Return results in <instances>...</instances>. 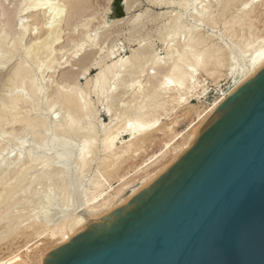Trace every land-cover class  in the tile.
<instances>
[{
	"label": "rangeland",
	"instance_id": "obj_1",
	"mask_svg": "<svg viewBox=\"0 0 264 264\" xmlns=\"http://www.w3.org/2000/svg\"><path fill=\"white\" fill-rule=\"evenodd\" d=\"M29 1L30 0H0V48H1L0 52H2L0 53V58H1L0 63L3 62V65L0 64L1 67L0 68V100L3 97L5 98L8 97V95L11 96L13 93L10 90L17 89L19 83H23V85H30L31 83L38 81L39 83H41V86L44 85L41 94L40 93L38 94L40 97L36 93L39 99L37 98V100H35L36 99L35 93L34 94L30 93L28 95V101L33 100L34 101L33 103L35 104L38 103V105H36L38 108L30 109L31 111L29 110V108H23L22 111L20 110V112L22 113H20L19 115L23 119L24 118L28 119L34 116L44 117L45 119L48 120L50 125H54L56 124L55 119L58 122L60 121V119L61 120L64 119L67 115L66 113L65 115L63 113V116L61 118H57L58 112L61 109V103H60L61 100L57 98L59 95L56 94L58 91H61L63 89V92H66L67 90L68 91L72 90L71 88L73 89L78 88L77 91L81 90V92L84 93L83 95L87 94L85 96H87L91 108L97 111L96 116L93 120L94 126L90 130L91 131L90 135L92 136L90 138H92V140L95 138L94 141L96 140L94 144L95 154L91 153L89 155L90 162L83 176L81 174L76 175V173H74L75 176L73 174L72 178L75 177L76 179L74 178V180L78 181V185H79L77 188L78 191L79 190L82 191L86 189L88 192L87 194L90 193L89 194L90 196L88 195V197L92 196L93 183L96 180L99 179L102 180V182L105 183L106 187H109L108 183H106V178H108L109 180L108 182L112 183L113 186L111 188L109 187L108 191L112 189V192H115L114 190H116V188L120 184V176L126 175L127 177H130L129 179H139L140 177L144 176L146 174L145 172L140 173L139 175L134 174L136 169H138L140 166L142 167V165L144 166V164H146V161L149 159V157L152 156L154 153L161 152L164 147V142L167 141L170 135H173L174 133H178V132H183L185 134L184 136L187 137L188 127L191 124V121L196 119V110H202L210 107L211 105H213V103L216 100H218L223 96L228 95V93H230L236 87H238V85L240 84L242 79L245 78V76L244 75H243L244 77L241 75L239 76L237 73L234 74L235 70L238 71L239 69L240 70L244 69L245 68L244 65L247 61V57L250 54V52H252L253 49L257 46L259 48V45L261 47L264 43L263 42L264 0L253 3V8H252L253 11L251 12V16H252L251 19L252 21H254V25L251 28L249 26L241 27L239 26V24H236L237 26L235 25L233 28L230 27V29L228 25L224 24V21L226 19H229L232 15L237 16L239 14L240 8L243 7L242 4L241 3L236 4V6H234L232 11L230 12V15L228 14L227 16H222L221 14H219V9L221 8L220 4L216 0H204L200 4V7L204 5L205 14L201 18L203 19L201 20L202 22L200 21L195 24V27H197V29L196 28L195 29L197 31L193 29L194 32L193 31L190 32L186 30V28H184L179 31V33L176 35V38H172V39H171V35L175 30L174 23L175 20H177L180 13L185 14L184 20L186 25L188 24L192 25L193 23L196 22L194 20V17L192 16V13L194 12V8L196 5L195 1L180 0L181 1L180 2L179 0H170V1L164 0L165 2L158 5L155 3L154 0H86V3L84 4L85 6L83 5L84 8L81 7L82 10L79 9L80 13L78 11L77 13L72 11L71 8H69L70 6L68 3L71 0H47L48 3L46 5L47 10L43 14L38 15L37 17L31 16V14H27L26 12H23V9L27 6ZM175 1L177 3H175ZM201 1L202 0H199V2ZM179 2L181 5L178 4ZM182 2L184 3L183 7H182ZM206 4H212V5H206ZM53 7H57V8L59 7L60 9L62 8L61 10H63L60 11V13L61 12L62 13L58 15L57 18L54 17L49 18V13L53 12L54 10ZM11 10L16 13L15 16L9 20L7 18L8 15L6 14L8 11ZM70 20L72 21L70 22ZM42 24L45 27L48 26V28L51 26L49 30L54 28L56 29L55 33H53L52 36L51 35L49 36V39H45L46 35L48 34L47 32L48 28H45L44 26L43 28ZM56 27L60 29H57ZM58 30H59V40L56 43L55 42L52 43L53 39L51 38L58 33ZM186 31H188V33ZM44 33L46 34L43 35ZM199 33L202 34L205 33L204 35L207 36V38L208 36L209 38L211 37L210 39L206 40L207 44H211L215 40L219 41L220 45L223 47L222 49L223 62L220 64H209L205 68L200 67L197 72V80L199 82V86L196 92L197 95H199V97L195 95L190 99L191 101L190 103L185 102V103H181L180 105H177L176 101L175 102L171 101L172 100L171 96L172 95L178 96L179 95L178 92L176 90L165 91L163 81H165V75L168 73L167 70L168 66L170 67L173 64V62L175 63V60L177 59L176 55L178 54V51H180V49L183 48L185 43H187L191 38L197 37ZM40 34H42L41 37L43 36V38L39 39ZM4 38L5 39L7 38L6 39L7 41ZM86 39H87V44L85 46L86 47L88 45L89 46L87 48H84L83 50H80L79 52L77 51L74 53V49H75L74 45H76V43L77 44L83 43L86 41ZM185 39L187 40L185 41ZM36 40L37 41L43 40V41L37 47V49H35V51L32 52V54L27 53L30 50L29 48L32 45V43L36 42ZM50 45L52 48L50 47ZM252 45L255 46L251 47ZM247 47L250 48L249 49L250 52L249 51L247 52ZM42 49H44L45 51ZM139 49H140L139 53L141 54L140 55L141 58H142V54L147 59H150V57L153 55L156 56L155 59L152 56L154 60L152 58L151 59L153 61L156 60L158 62H162L159 65L155 66L152 64L147 67L144 75L140 78V86L128 91V84L130 79H132L133 77H137V74L134 73L133 75H130L129 73H123L124 75L122 76L123 79L120 80V84H119L120 86L114 90L115 91L114 93H111L116 82V78H114L113 75L115 74V71H117L120 68V67H116L114 70L111 71L112 73L111 72L109 73L110 83L107 86L108 91L104 95H101L102 96L101 98L100 95L93 92L94 90L93 81L95 76H97V72L99 73L100 70V65H98V63L102 62V65H109L112 61L118 60L120 58H126L127 56L131 55L133 51H137ZM199 49H202V46L199 47L198 50ZM49 51L50 53H48ZM51 51H53V54L56 53L55 55L57 56L51 54ZM231 51L232 52L234 51L233 56L230 53ZM112 53H114V55ZM44 54L45 56L47 54L46 56L47 58L43 56ZM40 56L45 57V59H42ZM28 57L30 59H28ZM53 57L54 59H57L56 63L49 64L50 60H52ZM40 59H42L43 61ZM144 61L145 60H142V62ZM20 64L27 65L29 67L30 73L22 81L17 80L16 83L13 84L12 86L13 88H12L9 85V78L11 76V71H13L15 66H18ZM43 66L45 67V69H43ZM154 71L159 72L160 76L158 79L159 80L162 79L161 81H159L157 77L154 75ZM41 74L44 75L42 76ZM40 75L44 78H42ZM162 75H164V79L161 77ZM41 78H42L41 80L42 82L39 81ZM9 86L11 87V89L9 88ZM159 87L161 90V95L157 99H152V100L148 99L149 93H152L156 89H159ZM82 93L80 95H82ZM152 102L153 104L155 102H157V104L161 103L160 104L161 106L157 107V112L154 115L160 118L158 125L152 128L148 132L150 136L149 139L145 141L138 140L137 147L140 149L138 151V154L137 155L130 154L125 158L119 159L118 165H120V169L118 173L111 175L110 177L107 176L105 170V164L108 163L110 159L109 158L106 159L107 155L106 152L104 151L103 141L106 136L105 132L103 131L104 125L107 124L110 125L112 122L111 120H113V123L115 122L118 123L117 125L119 128L120 125L123 128L125 127L127 120L133 116L135 109L139 107V105H143V104L148 105L149 103L152 104ZM111 104L113 108H112V112L109 113L108 106H111ZM0 113L2 115H5L4 117L2 116L4 119L9 120V116L8 118L6 116L7 113L5 114V112L3 111ZM5 123L6 122L2 121V123L0 124V130L2 129L0 131V143H2L0 144V150L2 151V152L0 151V154L1 153L5 154V155L1 154L3 155L2 157L0 155V158H2V160L0 159L1 161L0 164L3 165L4 163L3 161H6L5 162L6 164L5 163L4 164L5 165L8 164L9 167L8 166L7 167L10 170L8 168L6 171L3 170L2 168H1L2 170L0 169V178H1L0 189H2L5 182L6 183L8 182L7 181L8 179L12 178L15 170H16V175L20 173V177L19 179H14L16 178V176L14 175L13 178L10 179V181L8 182V184L13 182H15L16 184H13L14 187H12L11 189L10 200L7 203H5L0 209L1 211L0 231L2 232L6 228H9V225L10 228L12 227L11 226L12 224L13 226H15L13 228L14 230L11 228L12 229L11 231L13 232V236L10 235L7 240L0 241V259H2V261L0 260V264H39L41 258L48 255L52 250H54L60 245L58 244L59 238L58 237L53 238L47 232H49L48 230L50 227L53 228V225L55 228L59 226L58 224L61 225L62 221L64 222L66 218L65 216L63 217L62 215V212L66 211L64 209L67 208L63 204V195L61 194L62 193L61 188L63 187L65 181L58 180L54 183H47L45 185H38V184L36 185L35 184L36 182L33 183V178L35 175L34 173H39L40 168L37 167L36 164H34V166L31 165V167L29 166L26 167V165H24L23 162L25 161V164L27 163L28 165L30 161V155H28V153L31 154V149L34 150V149H38V146L45 147L47 145L52 135L51 128L49 129V131L45 130L46 135L43 134L42 136L43 141L39 145H37L36 132H35L37 127L35 129L26 130V132L28 131L26 133L24 130V125L21 122H18L17 124L12 123L13 126L11 125L10 122L6 123L8 125H5ZM169 126L173 128V131L169 130ZM32 130L34 132H32ZM40 130L43 131L42 128ZM22 133L25 134V136L22 137V138L25 137L24 139H21ZM11 134L15 136L19 134L17 137L20 139L19 141L24 140V143L26 142L27 143L21 146V148L20 145L16 146L17 143H14L13 145L12 144L9 145V143L7 142L9 140V137L12 136ZM74 135L75 134H73L72 137L69 139L68 144H70L69 146L72 147L73 149L74 148L79 149L82 147V143H83L81 141L82 136H78V135L74 136ZM130 136L131 135L129 131H124L121 134V136L117 139L116 145L118 146L119 150L122 145H126V141H128ZM174 156L175 153L169 152L164 159L156 163L154 166L150 167L149 172L156 171L157 169H159L158 167H162L163 164H169L171 160L172 161L174 160ZM8 158L9 160H7ZM18 159L21 161H19ZM16 160L19 161L20 163L17 162ZM15 163L16 164L19 163L18 166H16ZM21 166H23V169ZM3 171L5 175L3 174ZM6 172H9L10 174ZM11 174L13 175L11 176ZM12 180L14 181L11 182ZM24 181L25 183L29 181V183L25 184ZM22 182L24 184H22ZM17 183H21L22 185ZM31 183H33V185ZM19 185L21 186V188ZM22 186L27 187V189L26 188L23 189ZM15 188L19 190L17 191V189L15 190ZM14 190L17 192H14ZM25 190L28 193H26ZM12 194H14V196ZM55 194L60 196V202L57 205L51 206L52 209L48 211L49 213L46 216L47 220L43 218V220L40 221L42 222L40 225L36 226L35 228L33 227L29 228L30 226L29 220L31 222L30 217L32 216V214L35 213L36 208L39 205L38 202L42 201L41 199L44 196L52 195L54 197ZM74 195L75 198H77L76 193ZM21 197L22 199L20 200ZM85 198L87 197L84 196V199ZM72 201H74V199ZM8 203L9 205H6ZM28 208H30L31 210H29ZM13 209L14 211H12ZM10 213L15 214L14 218L16 220H13L14 218ZM17 213L18 216L16 215ZM65 214L66 213H64V215ZM5 217H7L8 219L6 218L5 220L4 219ZM21 217L23 218V220ZM60 218H62L61 219L62 221L60 220ZM11 220L14 222L11 223ZM17 220L18 223L19 221L22 222L18 224ZM24 220L25 222H23ZM15 222L17 224H15ZM44 231H47L46 233L43 234L44 237L43 238L39 237L38 234Z\"/></svg>",
	"mask_w": 264,
	"mask_h": 264
},
{
	"label": "water",
	"instance_id": "obj_2",
	"mask_svg": "<svg viewBox=\"0 0 264 264\" xmlns=\"http://www.w3.org/2000/svg\"><path fill=\"white\" fill-rule=\"evenodd\" d=\"M43 264H264V68L141 192Z\"/></svg>",
	"mask_w": 264,
	"mask_h": 264
},
{
	"label": "bare ground",
	"instance_id": "obj_3",
	"mask_svg": "<svg viewBox=\"0 0 264 264\" xmlns=\"http://www.w3.org/2000/svg\"><path fill=\"white\" fill-rule=\"evenodd\" d=\"M154 1H155L156 4L160 5L163 2H165L166 0L165 1L164 0H154ZM193 1L196 2V5H195V8H194V12L192 13V16L194 17V20L196 22L193 23L192 25H189V24L186 25L185 20H184L185 14L184 13H180V14L178 13L179 16H178L177 20H175V23H174V27H175L174 29L175 30H174V32L171 35V39L172 38H176V35L179 33V31L184 29V28H186V30H188L190 32L193 31V29L196 30L197 27H195V24L200 22L201 20H203L201 18L205 14V12H204L205 8H204V5L200 7V4L204 0H202L201 2H199V0H193ZM216 1L220 4L221 8L219 9V14H221L222 16H227L228 14L230 15V12L232 11L233 7L236 6V4H238V3L242 4L243 7L240 8L239 14L237 16L232 15L229 19H226L224 21V24L228 25L229 29H230V27L233 28L236 24H239V26H241V27L242 26H247V27L249 26L251 28L254 25V21H252V19H251V17H252L251 16V12L253 11V9H252L253 8V3L254 2L263 1V0H216ZM180 2L178 4H180ZM85 3H86V0H71L68 4L70 6L69 8H71L72 11H74V12L78 11L79 12L80 11L79 9L82 10L81 7H83V5ZM126 3H127V1H126ZM173 3H171V4H173ZM175 3H177V2L175 1ZM47 4H48L47 0H30L28 2L27 6L23 9V12H26L27 14H31V16H36L37 17L38 15L43 14L47 10V7H46ZM183 4L184 3L182 2V7H183ZM165 5H166V3H165ZM206 5H212V4H206ZM51 6H52V4H51ZM64 6H66V5H64ZM58 8L57 7H53L54 10H53V12L49 13V18H51V17L57 18V16L62 13V12L60 13V11H63V10H61L62 8L61 9L59 8V10H58ZM187 8H189V7H187ZM15 13L16 12H14L12 10L8 11L7 14H6V15H8L7 18L10 20L11 18H13L15 16ZM77 13H75V14H77ZM49 18H48V20H49ZM71 21L72 20H70V22ZM203 23H204V21H203ZM215 24H218V23H215ZM43 26L44 25L42 24V27ZM45 28H48V26L45 27ZM49 28H51V26ZM49 28L47 29L48 34L46 35L45 39H49V36L50 35L52 36V34L55 33L56 29L54 28V26H53L54 29L49 30ZM57 29H60V28H57ZM25 31H27V30H25ZM188 31H186V32L188 33ZM45 34L46 33H44L43 35H45ZM204 34L199 33L197 35V37H195V38L193 37L187 43H185L183 48L180 47L182 49V51H181V49H180V51H178V54L176 55L177 59L175 60V63L173 62V64L170 67L168 66V68H167L168 73L165 75V81H163L164 89H165V91H167V90L168 91L176 90L178 92V94H179L178 96L177 95H172L171 96L172 97L171 101L172 102L176 101L177 105H180L181 103H185V102L190 103L191 102L190 99L192 97H194L195 95L199 97V95H197L196 92H197V88L199 86V82L197 80V72H198L200 67H204L205 68L209 64H220V63L223 62V56H222L223 47L220 45L219 41L215 40L211 44H207L206 40L210 39L211 37L209 38V36H208V38H207V36H205ZM41 35L42 34H40L39 39L43 38V36L41 37ZM45 39H43V40H45ZM51 39H53L52 43H54V42L56 43L59 40V30H58V33L55 34V36H53ZM68 39H70V38H68ZM187 39H185V41ZM43 40H41V41H37L36 40V42L32 43V45L29 48L30 50L27 53H31L32 54V52L35 51V49H37V47L41 44V42ZM90 40H91V38H90ZM18 41H20V40H18ZM3 42H5V41H3ZM263 42H264V37H263ZM48 43H50V42H48ZM21 44H22V41H21ZM66 44H68V43H66ZM86 44H87V39L83 43H78V44L76 43V45H74L75 46L74 53L77 52V51L79 52L80 50H83L84 48H87L89 45L86 47L85 46ZM169 44H170V42H169ZM41 46H43V45H41ZM201 46H202V49L198 50V48L201 47ZM253 46H255V45H252L251 47H253ZM50 47H51V45H50ZM20 48H21V46H20ZM244 48H245V46H244ZM255 48L253 49V51L251 50L252 52H250V50H249L250 48L247 47V52L249 51L250 54L248 55L247 61H246L245 65H244L245 68L243 67L244 69H242V70L239 69L238 71L235 70V72H234V74L237 73L239 76L240 75L241 76L244 75L245 78L242 79V81L240 82L238 87H236L233 91L228 93V95L232 94L233 92H235L237 90V88H239L247 80H249L250 78L255 76L262 68H264V43H263V45L261 47L259 45V48H258V46L255 47ZM6 50H4V51H6ZM42 50H44V49H42ZM44 51H42V52H44ZM139 51H140V49L137 50V51H133V53L131 55L127 56L126 58H120L118 60H114L109 65H102V62L98 63V65H100V70H99V73L97 72V76H95L94 81H93V83H94L93 92H95L96 94L100 95V98H101L102 97L101 95H104L108 91L107 90V88H108L107 86L110 83L109 73L112 70H114L116 67H120V68L117 71H115V74L113 75V77L116 78V82H115V85H114L111 93H114L115 92L114 90L117 89L120 86L119 84H120V80L123 79L122 78V76L124 75L123 73H129L130 75H133L134 73L137 74V77H133L132 79H130L129 84H128V91L133 89V88H137L138 86H140V78L144 75L147 67L152 65V64L156 66V65H159L162 62H158L156 60L153 61L156 58V56H153V55L152 56H153L154 59L152 58V56L150 57V59H147L145 56H143V54H142V58H141V56H140L141 54L139 53ZM168 52H170V51H168ZM0 53H2V52H0ZM48 53H50V51ZM230 53L233 56L234 51L233 52L231 51ZM47 54H46V56H47ZM51 54H53V51H51ZM55 54H53V55H55ZM112 54L114 55V53H112ZM31 56H33V55H31ZM31 56H30V58H31ZM43 56H45V54ZM55 56H57V55H55ZM45 57H41V58L45 59ZM30 58L28 57V59H30ZM5 59H6V57H5ZM42 59H40V60H42ZM56 60L57 59H54V57H53V59L50 60L49 64L50 63L51 64L56 63ZM142 60H145V61L142 62ZM9 61H11V60H9ZM0 64L3 65V62H1ZM43 69H45L44 66H43ZM43 71H41V72H43ZM29 73H30V70H29V67L27 65H25V64L21 65L20 64L18 66H15L13 71H11L10 78L8 77L9 78V85L12 87L13 84L16 83L17 80L18 81H22L23 79H25L28 76ZM154 75L157 77V79L160 76L159 72H157V71H154ZM161 77L164 79V75H162ZM42 78H44V77H42ZM42 78L39 81H41ZM43 80H45V79H43ZM161 80H159V81H161ZM27 83H28V81H27ZM10 86H9V88L11 89ZM43 86H41V83H39L38 81H35V82L31 83L30 85H23V83H19V86L17 87V89L10 90V91H12L13 94L11 96L8 95V97H6V98L3 97L0 100V112L3 111V112H5V114L7 113L6 116H7V118L9 116V120L8 119H4L3 117L5 115H2L0 113V124L2 123V121L6 122V123L10 122L11 125H12V123H16L17 124L18 122H21L24 125L25 132H26V130L35 129L37 127L36 130H35V132H36V144L37 145H39L43 141V137L42 136H43V134H45V130L49 131L50 128L52 129L51 138L48 141V143L46 142L47 145L45 147L41 146L42 149L39 146H38V149H34V150L31 149V154L28 153V155H30V161L28 160L29 161L28 165H27V163L25 164V161H23V160L22 161L24 162V165H26V167L27 166L31 167V165L34 166V164H36V166L40 168V172L39 173H34L35 175L33 174L34 175L33 183L36 182L35 183L36 185L37 184L38 185H45L47 183H54V182H56L58 180L65 181L63 187L61 188V190H62L61 194L63 195V204L67 208V209H64L66 211L62 212L63 217L64 216L66 217L64 222L61 220L62 218H60V220L62 221V223L59 221L61 223V225L58 224L59 226H57L56 228L53 225V228H51V227L49 228L48 227L49 228V230H48L49 232L44 231V232H41V233L38 234V236L41 237V238L44 237L43 234L46 233V232L48 234H50V236L53 237V238L54 237L55 238L58 237L59 238L58 244H60V245L65 243V242L70 241L75 235H77L79 232H81L85 228L89 227L94 221L100 220L101 218L107 216L110 212H112L113 210L123 206L127 201H129L131 198H133L139 192H141L146 187V185L150 182V180L152 178H154L168 164H163L162 167H158L159 169L156 168L157 170L154 171V172H149V168L154 166L156 163L160 162L162 159H164L169 152L175 153L174 160L177 159L180 154L186 152L190 148L191 143L194 140H196L198 131L217 112L218 106L228 96V95H226V96H223V97L219 98L218 100H216L213 103V105H211L210 107H208L206 109L196 110V119L191 121V124L189 125L188 130H187V132H188L187 137L184 136L185 134L183 132H178V133H174L173 135H170L169 138L167 139V141H165V142L163 141L164 142L163 150L161 152H159V153H154L152 156H150L149 159L146 161V164H144V166L142 165V167L140 166L138 169H136V171L134 173L136 175H139L140 173L145 172L146 174L144 176L140 177L139 179H129L130 177H127L126 175L120 176V184L116 188V190H114L115 192H112V189L108 191L109 187L110 188L113 187L112 183L108 182L109 181L108 178H106V183H108L109 187H106L105 183H103L102 180H100V179L96 180L93 183L92 196L88 197V195L90 193L87 194L88 192H87L86 189L82 190V191L81 190L78 191V189H77L78 186H79L78 185V181L74 180L75 177L72 178V175L74 173H76V175H80L81 174L83 176V174L86 171V169L88 167V164L90 162V158H89L90 156L89 155L91 153H94V151H95L94 150V144H95L96 140L94 141L95 138L93 140H92V138H90V137H92L90 135V132H91L90 130L94 126L93 120H94V118L96 116V112L97 111H95L94 109L91 108V106H90V104L88 102L89 100L87 99V96H85L87 94L83 95L84 93H82L81 90L77 91L78 88H76V89L75 88L74 89L71 88L72 90H69V91L65 90L66 92H63V89L61 87L62 90L58 91L56 93V94L59 95L57 98L59 100H61V102H60L61 103V109L58 112V117L57 118H61L63 116V113H64V115L66 113L67 115H66V117L64 119H62V120L60 119V121H58V122L55 119L56 124L50 125L48 120L45 119L44 117H37V116L35 117L34 116L35 118L34 117H30L28 119L21 118V116L19 114L22 113V112H20V110L22 111L23 108H29V110L33 109V108H38L36 106V105H38V103L37 104L33 103L34 102L33 100L32 101H30V100L28 101V95L30 93H33V94L35 93V95H36V93H37V95L39 93L41 94V91L43 90ZM14 88H15V86H14ZM81 93H82V95H80ZM37 95L35 96V98H36L35 100H37V98L39 96V95L38 96ZM136 95H138V94H136ZM160 95H161V90H160V87H159V89H156L152 93H149L148 99H150V100L157 99ZM88 98H89V95H88ZM138 103H140V102H138ZM149 104L148 105L147 104L139 105V107H137L135 109V112L133 113V116L127 120V123H126L125 127H123V128L121 127V125H120V128H119L118 125H117L118 123L117 122L113 123V120H111L112 121L111 124L109 123L110 125H108V124L104 125L103 131L106 134L105 138L103 137L104 138V141H103L104 151L106 152V155H107L106 159H108V158L110 159V161L105 164V170H106L107 176L110 177L111 175H114V174L118 173V171L120 169V165H118V160L119 159L125 158L126 156H129L130 154L137 155L138 151L140 150L137 147L138 146V140L145 141V140L149 139L150 136H149L148 132L152 128H154V127H156L158 125L160 118L156 117L154 115L157 112V107L161 106L160 105L161 103L157 104V102H155L153 104V102H152V104H150V105ZM39 108H40V106H39ZM112 108H113L112 104H111V106H108V112L109 113L112 112ZM6 123H5V125H8ZM52 123H54V122H52ZM170 126H169V130L173 131V128L170 127ZM41 128H42L43 131L40 130ZM124 131H129L131 136L128 139V141H126V145H122L120 147V150H119L118 146L116 145V141H117V139L121 136V134ZM32 132H34V131L32 130ZM16 133H18V132H16ZM16 133H15V135H16ZM73 134L78 135V136H82V138H83L82 139L80 137L81 141L83 143H82V147L79 148V149L78 148L77 149L76 148L73 149L72 147L69 146L70 144H68L69 143V139L72 137ZM96 134H97V132H96ZM15 135H12L11 137H9V140L7 142V143H9V145L10 144L13 145L14 143H17L16 146L20 145V148H21V146H23L24 144L27 143L26 139H25L26 143H24V140L19 141L20 139L17 138L19 134L17 136H15ZM23 136H25V134L22 133L21 139L25 138V137L22 138ZM0 144H2V143H0ZM3 148H4V146H3ZM33 148H35V147H33ZM39 149H40V151H39ZM1 154H4V153H1ZM2 156L3 155H1V157ZM0 159L2 160V158H0ZM7 160H9V158ZM19 161H21V160H19ZM19 161H17V162H19ZM3 162L5 163L6 161H3ZM171 162H172V160L170 161V163ZM4 163H3V165L0 164V166H1L0 169L2 168L3 170L6 171L9 166H8V164L5 165L6 163L5 164ZM18 164H16V166H18ZM11 166H12V163H11ZM21 167L23 169V166H21ZM6 173L10 174L9 172H6ZM3 174L5 175L4 171H3ZM13 174L16 176V178H14V179H19L20 173L16 175V170H15V172ZM13 174H11V176ZM26 174H28V173H26ZM129 174H130V172H129ZM13 176H12V178H13ZM74 176H75V174H74ZM12 178H10V179H12ZM10 179H8L7 181L9 182ZM24 180H26V179H24ZM28 180H29V178H28ZM13 181L14 180H12L11 182H13ZM8 182L7 183L5 182V184L2 187V189H0V209L5 203H7L10 200V198H11V189H12V187H14L13 184H16L15 182L8 184ZM17 182H20V181H17ZM2 183H3V180H2ZM24 183H25V181H24ZM24 183L22 182V184H24ZM27 183H29V181H27ZM27 183H25V184H27ZM33 183H31V184L33 185ZM17 184H21V183H17ZM32 185H30V186H32ZM24 186H22V188L23 189H25V188L27 189V187H24ZM0 188H1V186H0ZM17 188H18V185H17ZM17 188H15V190ZM20 188H21V186H20ZM29 188H31V187H29ZM15 190H14V192H17L19 189H17V191H15ZM25 192H26V190H25ZM26 193H28V192H26ZM75 193L77 195L76 196L77 198H75V195H74ZM12 195L14 196V194H12ZM84 196H86L87 198L84 199ZM22 197H24V196H22ZM22 197L20 198V200L22 199ZM73 199H74V201H72ZM41 200L42 201L38 200L39 201L38 202L39 205L37 206V208L35 207L36 211L30 217L31 218V222L29 220V223H30L29 228H32V227L35 228L36 226H38V225H40L42 223L40 221L43 220V218L44 219L47 218L46 216L49 213L48 211L52 209L51 206L57 205L60 202V196H58L57 194H55L54 197L52 195L44 196ZM20 204H21V202H20ZM6 205H9V203L6 204ZM14 209L12 211H14ZM28 209L31 210L30 208H28ZM16 210H18V209H16ZM19 211H21V210H19ZM64 213H66V214L64 215ZM11 215L13 216V218L15 217V214H11ZM16 215L18 216V213ZM29 215H31V214H29ZM27 217H29V216H27ZM0 218H1V216H0ZM2 218H3V216H2ZM6 218L7 217H5L4 219L6 220ZM13 220H16V219L14 218ZM19 220H21V219H19ZM22 220H23V218H22ZM13 222L14 221L11 220V223H13ZM21 222L19 221V223H21ZM23 222H25V220ZM17 223H18V220H17ZM17 223L15 222V224H17ZM11 226H12L11 227L12 229L15 227V226H13V224ZM16 226H18V225H16ZM11 228H10V225H9V228H6L2 232L0 231V241L7 240L10 235L13 236V232L11 231L12 230ZM16 232H18V231H16ZM19 234H20V231H19ZM46 256H44V257L42 256L43 258H41V261L39 262V264H43V261L46 258ZM0 260L2 261V259H0Z\"/></svg>",
	"mask_w": 264,
	"mask_h": 264
}]
</instances>
